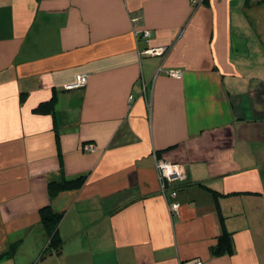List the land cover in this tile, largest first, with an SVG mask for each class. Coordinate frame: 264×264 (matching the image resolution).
Listing matches in <instances>:
<instances>
[{
    "label": "crops",
    "instance_id": "1",
    "mask_svg": "<svg viewBox=\"0 0 264 264\" xmlns=\"http://www.w3.org/2000/svg\"><path fill=\"white\" fill-rule=\"evenodd\" d=\"M263 2L0 0V264H264Z\"/></svg>",
    "mask_w": 264,
    "mask_h": 264
},
{
    "label": "trees",
    "instance_id": "2",
    "mask_svg": "<svg viewBox=\"0 0 264 264\" xmlns=\"http://www.w3.org/2000/svg\"><path fill=\"white\" fill-rule=\"evenodd\" d=\"M249 2L251 0H248ZM53 105V99L48 102L42 103L38 109L42 112H51ZM86 181V176H79L74 179H62L60 181L50 182L48 184L49 198L54 197L59 192L69 191L74 189H79ZM41 223L45 229L46 235L48 237V249H53L56 253H59L61 248V240L57 234V226L60 221L61 216L55 214L50 206H45L39 211ZM230 249V237L228 234L223 233L218 240V245L214 249L216 255H221Z\"/></svg>",
    "mask_w": 264,
    "mask_h": 264
},
{
    "label": "built area",
    "instance_id": "3",
    "mask_svg": "<svg viewBox=\"0 0 264 264\" xmlns=\"http://www.w3.org/2000/svg\"><path fill=\"white\" fill-rule=\"evenodd\" d=\"M141 20V17L139 15H135L131 18V22L133 24H137ZM141 36L143 38H148L149 37V32L148 31H143L141 32ZM167 52L166 47H158L154 49H148L143 52V54L146 55H164ZM169 74L176 79L181 78V74L176 72V71H169ZM87 83V77L85 75L77 77L76 81L68 86H65V90H74V89H79L82 88L85 84ZM155 171L157 174V177L160 182V190L161 193L166 194L168 192V197L170 199H174L176 197V192L175 190L172 189H167L168 184L173 182L175 179L178 178L179 174V169L177 166L165 161L164 159H159L155 158ZM180 205L174 201L172 203L168 204V209L171 213H176L179 211ZM187 264H202L200 260H193L190 261Z\"/></svg>",
    "mask_w": 264,
    "mask_h": 264
},
{
    "label": "rangeland",
    "instance_id": "4",
    "mask_svg": "<svg viewBox=\"0 0 264 264\" xmlns=\"http://www.w3.org/2000/svg\"><path fill=\"white\" fill-rule=\"evenodd\" d=\"M260 5H263V6H264V2H263V3H261Z\"/></svg>",
    "mask_w": 264,
    "mask_h": 264
}]
</instances>
